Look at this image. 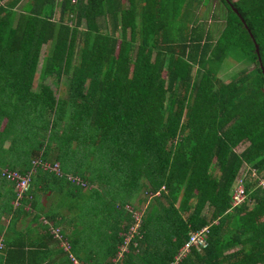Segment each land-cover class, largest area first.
Instances as JSON below:
<instances>
[{"label": "trees", "instance_id": "trees-1", "mask_svg": "<svg viewBox=\"0 0 264 264\" xmlns=\"http://www.w3.org/2000/svg\"><path fill=\"white\" fill-rule=\"evenodd\" d=\"M56 1L0 0L9 245L30 243L17 218L42 215L87 264H171L208 226L177 264H264V0H219L216 34L195 12L209 0H59L55 19ZM228 57L253 66L224 80ZM242 163L250 203L230 208ZM5 167L29 172L18 198ZM147 197L142 213L133 201Z\"/></svg>", "mask_w": 264, "mask_h": 264}, {"label": "crops", "instance_id": "crops-1", "mask_svg": "<svg viewBox=\"0 0 264 264\" xmlns=\"http://www.w3.org/2000/svg\"><path fill=\"white\" fill-rule=\"evenodd\" d=\"M4 121H2L3 124ZM3 162V160H1ZM247 164L242 163L238 168L233 180L231 181L229 188V196H230V208L234 207L231 202V196L233 192L234 186L242 182L243 186H245L247 181V175L245 173ZM2 169H7L2 168ZM217 168H215V171ZM2 171V170H1ZM57 173H60V169L55 170ZM245 175V179H244ZM78 175L67 174L68 180L76 183L72 178ZM264 176L258 175V183L255 184V187L263 188L264 184ZM9 182L4 183L0 181V192H3L5 189L8 190ZM81 186H85V181L83 184L76 183ZM13 189V187H12ZM245 189V187H244ZM42 196V195H41ZM40 196V197H41ZM43 197V196H42ZM150 197V196H148ZM142 199L140 202L133 201V205L135 208H140L142 213L146 210L148 205L149 198ZM38 199V197H37ZM250 199L247 197L242 200L241 203L249 202ZM40 202L43 203L44 206L48 205V200H44V198L40 199ZM239 203V204H241ZM238 205V204H237ZM0 239L3 242L0 246V264H72V258L76 259L80 264H87V262L80 259L72 250L70 239L67 235H63L61 231L60 225H54L50 219L45 218L40 215L39 218L47 227L48 232L52 237H47L45 226H42L40 222L36 223L35 220H32L31 214L24 215L15 220V230L21 231V233L25 236L26 240L30 243H25L23 245H18L16 247H11L9 245L12 240L13 234L6 231V226L9 224L10 219L13 215V212L10 213V208L13 209L14 200L13 198L8 199L7 197L0 198ZM55 227L60 236H56L52 228ZM8 236V238H7ZM21 237V235H19ZM7 238V239H6ZM19 241H23L21 238L16 239ZM66 243V244H65ZM30 251V254L28 252ZM32 251V252H31ZM34 251V255H33Z\"/></svg>", "mask_w": 264, "mask_h": 264}, {"label": "built area", "instance_id": "built-area-1", "mask_svg": "<svg viewBox=\"0 0 264 264\" xmlns=\"http://www.w3.org/2000/svg\"><path fill=\"white\" fill-rule=\"evenodd\" d=\"M45 166H49V165L45 163ZM53 168L57 170V164L53 165ZM1 174L5 178L12 180L14 182V188L17 198L20 197L27 190L30 181L29 172L21 174L16 170L2 169ZM72 179L76 183L83 184V181L79 177L74 176ZM261 183H263V181H261ZM17 198L15 200V203L17 201ZM245 198H246V192L244 186L242 182H239L233 188V192L231 196L232 205H236L242 202V200H244ZM135 217H136V223L130 227L132 231L137 226V223L139 221V216L137 213L135 214ZM207 228L208 226H203L200 229L190 232L188 239L180 247L178 253L175 256V260L171 264H177L178 259L182 257L186 253V251L189 250L191 246H196L197 248L204 247L206 245L205 238H206ZM52 231L56 236H60V234H58V231L55 227L52 228ZM128 238H129L128 236L125 237L124 240L125 243L127 242ZM125 243L122 245L121 250L126 249ZM1 244L2 241L0 239V246ZM72 264H80V263L76 259L72 258Z\"/></svg>", "mask_w": 264, "mask_h": 264}, {"label": "rangeland", "instance_id": "rangeland-1", "mask_svg": "<svg viewBox=\"0 0 264 264\" xmlns=\"http://www.w3.org/2000/svg\"><path fill=\"white\" fill-rule=\"evenodd\" d=\"M58 3H59V0L56 1V7L54 9L53 15L55 19H57L59 15V10H60ZM200 9L204 11L203 13H204L205 20L209 23L210 28L212 27V25H214L216 29V32L214 34H216L217 29H220L223 24L224 16H225V7L220 3L219 0H209V2H207L206 5H204V7L201 8V6H198V9L196 8L195 12L199 13ZM203 13L201 15H203ZM44 48L45 46L43 45L42 49L44 50ZM39 66H40V62L37 65L38 69L36 71V74H38ZM243 66L246 68H251L253 64L250 62H244L242 60L236 61V60H233L231 57H228L225 60V62L220 66L217 74L220 78L227 80L232 73L236 72L238 69L242 68ZM44 82L49 83L53 90L56 89V86L52 82L51 76L45 77ZM34 87H36V81L34 83ZM241 148H242V145H238L236 147V150H239ZM40 199H42V197H40Z\"/></svg>", "mask_w": 264, "mask_h": 264}, {"label": "water", "instance_id": "water-1", "mask_svg": "<svg viewBox=\"0 0 264 264\" xmlns=\"http://www.w3.org/2000/svg\"><path fill=\"white\" fill-rule=\"evenodd\" d=\"M233 9H235V7H233ZM241 19H242V21H243V18H241ZM244 25H246V24H244ZM248 32H249L250 36L252 37V40L254 41L255 50H256V52L258 53V44L255 42V40H254V38H253V36H252V33L250 32L249 29H248ZM258 59H259V61H260V57H259V56H258ZM260 63H261V62H260ZM260 66H261V69H262V73L264 74V68H263L262 64H260Z\"/></svg>", "mask_w": 264, "mask_h": 264}]
</instances>
